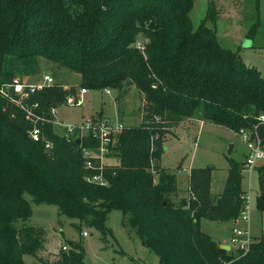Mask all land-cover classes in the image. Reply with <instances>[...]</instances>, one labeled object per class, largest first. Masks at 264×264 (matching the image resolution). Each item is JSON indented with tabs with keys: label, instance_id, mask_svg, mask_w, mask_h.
Wrapping results in <instances>:
<instances>
[{
	"label": "trees",
	"instance_id": "1",
	"mask_svg": "<svg viewBox=\"0 0 264 264\" xmlns=\"http://www.w3.org/2000/svg\"><path fill=\"white\" fill-rule=\"evenodd\" d=\"M191 6V0H0V86L34 75L43 59L76 73L79 88L114 91L117 108L130 91L140 99V123L116 136L108 156L117 164L101 169L105 185L97 186L85 181L91 172L82 168L76 139L39 123V140L32 141L23 112L0 97V264H24L23 256L36 257L42 247V229L26 224V195L102 240L109 234L108 214L118 211L122 226L157 264H264V219L246 252L225 251L199 229L201 220L237 219L244 191L240 164L229 161L217 195L210 193L212 168L190 170L183 199L175 198V175L158 165L166 136L188 119L232 133L255 127L264 146V124L256 120L264 116V77L220 46L207 26L216 19L212 3L195 29ZM74 92L56 84L31 101L50 119L48 109ZM93 146L81 140V147ZM254 172V207L264 217V163ZM68 248L57 263L83 264L80 242Z\"/></svg>",
	"mask_w": 264,
	"mask_h": 264
},
{
	"label": "rangeland",
	"instance_id": "2",
	"mask_svg": "<svg viewBox=\"0 0 264 264\" xmlns=\"http://www.w3.org/2000/svg\"><path fill=\"white\" fill-rule=\"evenodd\" d=\"M189 20L193 29L204 18L209 3L216 12L214 23H207L213 28L216 39L221 47L237 52L246 67L254 68L264 77V0H191ZM256 25V26H255ZM255 26L251 33L250 29ZM49 75L52 85H60L63 89L77 90L79 76L76 73L59 68L43 59L39 60L37 72L28 77L16 78L25 83H38L42 76ZM115 92L110 90L104 95L102 90H90L82 97L80 107L60 105L55 108V120L64 125H78L84 119L100 116L109 121H115ZM140 99L134 91H130L119 107L121 115L119 122L124 126H136L140 123L137 108ZM126 114H128L126 116ZM56 129V130H55ZM56 133L60 132L54 128ZM230 153L227 154L228 148ZM248 149L231 131L206 122L188 123L178 126L173 134L166 136L163 152L158 165L167 172H172L177 179L178 187H185L186 173L192 169L212 168L210 191L219 194L222 190L229 161L240 164L241 186L249 188L250 214L248 235L256 239L263 232V215L256 211L254 200L257 195L256 174L249 176L242 170V163ZM181 170L183 173H177ZM31 209L27 225L41 228L46 236L54 238L55 247L51 254L43 251L36 253L37 257L23 256L24 264H58L57 259L62 252L68 251L69 242H80L83 248V264H157V258L128 232L121 224V214L111 211L106 220L109 234L104 240L100 235L83 226L75 228L77 221L59 217L56 208L50 205H36L29 196L24 197ZM224 223L201 220L199 229L212 239L224 241L231 252L234 247L226 242L229 230ZM227 230H226V229ZM86 237H82V233ZM44 235V236H45ZM43 236V237H44ZM61 247L66 250L62 251ZM46 251V250H45ZM39 258V259H38Z\"/></svg>",
	"mask_w": 264,
	"mask_h": 264
},
{
	"label": "built area",
	"instance_id": "3",
	"mask_svg": "<svg viewBox=\"0 0 264 264\" xmlns=\"http://www.w3.org/2000/svg\"><path fill=\"white\" fill-rule=\"evenodd\" d=\"M136 48L142 50V45L139 41L135 44ZM52 79L49 75L41 77L38 83H25L18 78H13L10 83L0 86V97L7 99L13 106L23 112L24 118L30 124L27 131L28 137L36 142L39 140L40 130L39 123H49L53 128H58V133L64 139H78L80 156L82 159V168L87 172H91L85 177V181L89 184L97 186H104L105 182L101 175V169L105 167L102 164V159L108 155L109 148L112 146L116 136L122 131L124 126L118 122H111L104 118L91 117L84 119L78 125H64L57 122L54 118L55 109H48L50 119L39 114V106L37 102L31 101V97L50 87ZM104 95H109L110 90H102ZM87 93L86 89L78 88L73 94L67 95L63 100V105L80 107L83 103L82 97ZM259 124H264V116L259 115L256 119ZM234 135L240 139L247 146V153L242 163V170L248 176L254 171V166L257 163H264V146H261L257 136L255 135V127L252 131L239 129ZM87 138L94 143L93 148L81 147V140ZM45 150H50L49 143L44 144ZM178 170L177 173H180ZM242 205L240 212L235 222L239 227L232 229L228 244L234 249L241 252H246L250 243V236L248 235L249 228V214H250V193L249 188L244 190L241 195ZM82 237H86V233H82ZM61 250H66L61 247Z\"/></svg>",
	"mask_w": 264,
	"mask_h": 264
},
{
	"label": "crops",
	"instance_id": "4",
	"mask_svg": "<svg viewBox=\"0 0 264 264\" xmlns=\"http://www.w3.org/2000/svg\"><path fill=\"white\" fill-rule=\"evenodd\" d=\"M115 102V101H114ZM100 116H95V117H98V118H103V117H101V113L99 114ZM121 115H124L123 113H121V109H120V107H118L117 108V106H116V119H115V121H118L119 122V118H120V116ZM128 114H126V116H127ZM104 119H106V118H104ZM112 122V121H111ZM114 122V121H113ZM194 122H199V124H200V122L201 121H197V120H194V119H188V120H185V121H183L182 123H180V125H178V126H184V125H186L187 126V124L188 123H194ZM177 126V127H178ZM176 127V128H177ZM56 130V129H55ZM175 129H173V131H174ZM173 131H172V134H173ZM59 133V132H58ZM245 156H246V154H245ZM245 156H244V158H245ZM244 160V159H243ZM102 164L105 166V167H113V166H115L116 164H117V161L114 159V158H112V157H109L108 155L107 156H105L103 159H102ZM180 173H183V172H180ZM179 174V173H178ZM175 184H176V199H183V198H186V196H187V187H188V172L186 173V183H185V187H178V185H177V179H176V176H175ZM211 190V189H210ZM210 193H211V191H210ZM212 194V193H211ZM212 195H217V194H212ZM217 223V222H216ZM224 226H227V228H228V230H229V233H227V240H226V242L228 243V239H229V236H230V233H231V231H232V229H234V228H236V227H239V224L237 223V222H235V221H233V222H227V223H224ZM223 226V227H224ZM226 229V228H225ZM227 230V229H226ZM45 235V234H44ZM251 239V238H250ZM212 240H214V239H212ZM218 245H219V247L221 248V247H228V246H226V244H225V242L224 241H221V242H218V241H216V240H214ZM54 247H55V242H54V238L52 237V236H44L43 237V239H42V247H41V249L37 252V253H39V252H41V251H43V249H45L42 253H44L45 255H47V254H51L52 252H55L54 251ZM230 250V248L228 247V250H226V251H229ZM36 257H37V255H36ZM39 259V258H38Z\"/></svg>",
	"mask_w": 264,
	"mask_h": 264
},
{
	"label": "water",
	"instance_id": "5",
	"mask_svg": "<svg viewBox=\"0 0 264 264\" xmlns=\"http://www.w3.org/2000/svg\"><path fill=\"white\" fill-rule=\"evenodd\" d=\"M75 144H76V145H78V144H79V140H78V139H76V140H75ZM228 149H229V150H228L227 154H229V153H230L231 147H229ZM221 249H223V250H225V251H226V250H228V247H221Z\"/></svg>",
	"mask_w": 264,
	"mask_h": 264
}]
</instances>
